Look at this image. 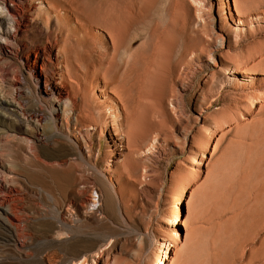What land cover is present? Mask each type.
<instances>
[{"label": "rangeland", "instance_id": "1", "mask_svg": "<svg viewBox=\"0 0 264 264\" xmlns=\"http://www.w3.org/2000/svg\"><path fill=\"white\" fill-rule=\"evenodd\" d=\"M90 4L99 9L98 17L125 24L122 48L113 56L109 74L131 106L146 102V119L131 132L130 141L121 137L119 143L111 127L127 132L128 121L107 91L112 85L99 78L88 92L102 117L82 115L88 122L83 144L91 143L92 149H80V160L65 145L45 141L32 147L24 134L25 118L1 112L0 184L18 189L15 203L38 214L32 213L26 224L29 235L20 239L22 248L17 243L22 233L16 234L0 215V264H72L79 254L99 250H107L119 264H160L161 259L164 264H264V0ZM235 8L243 10V17L236 16ZM210 19L223 43L214 54L216 67L205 71L207 60L199 52L177 63L195 40L204 48L216 44ZM183 26L190 34L185 47L179 42L167 49L161 45L177 39ZM93 34L104 38L99 31ZM164 61L155 81L143 79L145 62L149 72L154 62ZM233 67L235 75L229 74ZM257 93L260 98L249 110ZM9 95L3 97L11 99ZM100 119L110 133L94 126ZM208 134L204 166L196 168L194 158L204 152ZM110 139L116 140V149ZM114 150L121 153L110 174L117 198L110 197L99 176ZM180 183L185 186L182 199ZM74 191L99 199V210L91 207L86 216L69 213L77 231L57 237L59 224L49 198L61 202ZM2 199L0 192V205ZM179 199L181 223L173 226L169 220ZM176 228L178 239L172 235Z\"/></svg>", "mask_w": 264, "mask_h": 264}, {"label": "bare ground", "instance_id": "2", "mask_svg": "<svg viewBox=\"0 0 264 264\" xmlns=\"http://www.w3.org/2000/svg\"><path fill=\"white\" fill-rule=\"evenodd\" d=\"M91 1L0 0V113L25 118L27 128L24 134L32 147L45 141H49L52 146L65 145L69 149H75L80 160L84 159V153L80 149H92L91 143L83 144L82 132L88 127V122L82 119V115L94 117L96 114V117H102L100 106L93 102L92 95L88 92V87L96 89L97 86H93V83L99 78L112 85L107 91L121 105V110L128 121L127 132H116L111 127L113 136L119 143L121 137L130 141L131 132L137 130L141 126V121L146 119V102L140 101L137 107L131 106L116 78L109 74L113 56L122 48L120 37L125 24L119 21L108 22L98 17L99 9L91 5ZM124 1L131 3V0ZM235 10L236 16L243 17L244 12L241 8ZM208 25L216 44L212 48H204L195 40V43L187 46L185 52L178 57L177 63L182 64L187 55L192 56L199 52L205 54L207 60L204 65L205 71L216 67L214 54L222 51L223 43H219L217 38L219 35L213 31L215 20L210 19ZM98 31L103 33V40L94 36L93 33ZM188 36L190 34L187 27L183 26L179 29L177 39L173 37V40H164L161 45L167 49L171 44L179 42V45L185 47L190 41ZM104 45L109 46L111 50H106ZM164 63L165 61L154 62L149 73L147 72L149 64L145 62L142 69L143 79L148 82L155 81ZM237 71L233 67L229 74L235 75ZM8 91L11 99L3 97ZM145 93L144 90L140 100ZM259 94L257 93L251 101L249 110L253 109L254 101L260 98ZM30 106H33L32 112L27 111ZM19 112H22L21 115ZM107 125L101 119L94 122L95 127L110 133ZM143 130H146V127ZM210 139L211 136L208 134L204 152L194 158L193 165L196 168L204 166L203 158L209 151ZM116 140L109 141L112 149H116ZM120 157L121 153L114 150L111 164L110 161L107 162L105 169L99 173L106 181L104 186L111 198H117V194L110 174L113 163H117ZM92 169L95 170L94 167ZM191 178L193 180L197 178L196 172ZM184 187L181 183L177 186L181 199ZM0 192L3 195L0 208L4 207L0 215L4 223L16 234L22 233V236H17L18 246L22 248L25 242L20 239L29 235L25 232L26 224L31 219V214L36 216L38 212H28L23 204L18 206L15 202L20 200V191L10 184H0ZM181 199L178 200L173 217L169 220V224L173 226L181 223L176 215ZM49 202L52 204L54 218L59 224L55 232L57 237H60L62 232L77 231L78 227L69 217V213L86 216L88 209L92 207L98 212L100 206L99 199L83 193L80 195L78 191L72 192L61 202L53 198H49ZM7 205H11L8 210L5 209ZM178 233L179 229L176 228L172 233L174 239L179 238ZM173 243L166 251L174 247ZM164 261L165 259H161L159 263L164 264ZM119 262L120 260L111 258L107 250H99L94 254L88 252L79 254L72 264H119ZM49 263L55 264L51 261Z\"/></svg>", "mask_w": 264, "mask_h": 264}]
</instances>
